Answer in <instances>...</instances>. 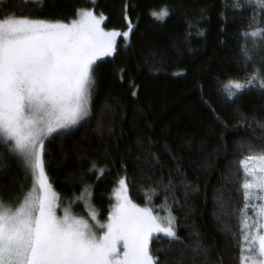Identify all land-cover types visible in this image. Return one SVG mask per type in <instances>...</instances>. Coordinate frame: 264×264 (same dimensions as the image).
Wrapping results in <instances>:
<instances>
[{
	"label": "trees",
	"instance_id": "obj_1",
	"mask_svg": "<svg viewBox=\"0 0 264 264\" xmlns=\"http://www.w3.org/2000/svg\"><path fill=\"white\" fill-rule=\"evenodd\" d=\"M84 8L105 15L108 29L131 31L93 66L90 116L45 139V171L60 201L88 192L107 218L125 179L133 202L154 212L164 205L177 218L183 243L162 237L151 245L165 264H241L240 161L264 151V91L256 83L229 98L228 90L261 68L264 43L254 48L242 36L264 27V19L253 23L259 10L235 0H0V18L70 21ZM164 8L168 16L153 15ZM31 179L0 144V201L25 194Z\"/></svg>",
	"mask_w": 264,
	"mask_h": 264
},
{
	"label": "snow or ice",
	"instance_id": "obj_2",
	"mask_svg": "<svg viewBox=\"0 0 264 264\" xmlns=\"http://www.w3.org/2000/svg\"><path fill=\"white\" fill-rule=\"evenodd\" d=\"M235 3L241 10L246 5L259 10L253 14L254 24L264 19V0ZM153 15L163 19L169 12L164 8ZM79 17L70 23L14 14L0 19V144L32 178V187L18 206L0 201V264H165L153 255L151 245L162 237L183 243L177 235V218L171 208L160 209L167 212L161 216L150 206L133 203L125 179L118 182L117 204L106 223L97 219L95 211L90 213L94 225L68 209L57 215L58 196L45 173V139L54 133L63 135L90 116L93 66L100 56L115 52L117 37L127 38L131 31L130 24L123 33L105 31L101 27L105 17L92 11L81 10ZM242 36L251 39L255 48L264 43V27ZM242 54L247 67L252 58L246 46ZM259 63L261 68L247 76L246 83L230 82L236 91L229 88V98L256 83L264 91V58ZM163 151L175 161L184 185L179 158L166 143ZM155 159L159 162V157ZM240 166L245 177L241 264H264V151L245 157ZM166 187H174L171 179ZM253 199L260 203L253 205L256 220L249 223ZM196 250L203 251L198 244Z\"/></svg>",
	"mask_w": 264,
	"mask_h": 264
},
{
	"label": "rangeland",
	"instance_id": "obj_3",
	"mask_svg": "<svg viewBox=\"0 0 264 264\" xmlns=\"http://www.w3.org/2000/svg\"><path fill=\"white\" fill-rule=\"evenodd\" d=\"M82 10H88V11H92L96 16H100V15H103V14H101V13H97V12H95V10L93 9V8H84V9H82ZM104 17H105V15H103ZM17 17H20V16H17ZM6 18H11V16L10 17H5V18H0V19H6ZM80 17H79V14L75 17V18H73L72 20H70V21H61V22H64V23H70L71 21H73V20H78ZM50 21V20H49ZM101 27L105 30V31H113V30H115V31H118V32H121V33H123V32H125V31H123V30H119V29H108L106 26H105V20H104V22L102 23V25H101ZM122 36V35H121ZM120 37V36H119ZM119 37H117V40H118V38ZM129 37V36H128ZM127 37V38H128ZM117 40H116V43H117ZM111 55V54H110ZM103 57H105V56H100L99 58H103ZM90 92H91V100H90V107H91V103H92V94H93V86H92V88H91V90H90ZM248 156H250V155H248ZM247 157V156H246ZM243 159H245V157L243 158ZM45 173H46V171H45ZM46 176H47V174H46ZM47 179H48V177H47ZM48 182L50 183V181H49V179H48ZM51 184V183H50ZM31 187H32V179H31V184H30V186H29V188H28V190L25 192V193H27L30 189H31ZM51 187H52V190L57 194V196H58V208H57V215H63V212H64V210L65 209H68L69 210V212L73 215V216H75V217H78V218H82V219H85V220H87L90 224H95V222L94 221H92L91 220V217H90V213L91 212H93V211H95L96 213H97V219L101 222V223H106L107 222V220H108V217H109V215H108V217L107 218H102L100 215H99V212H98V210L95 208V206L93 205V203H92V201H91V199L89 198V196H88V192H85V194H83V196L84 197H82V195L80 196V197H77L76 198V200L74 201V202H68V203H65V202H61L60 201V195H59V193L55 190V188L52 186V184H51ZM118 188H119V185L117 186V188H116V190L114 191V195H113V197H114V201H113V205H112V207H111V210H110V213L112 212V210H113V208L115 207V205L117 204V190H118ZM25 194H21V195H19L16 199H14V200H11V201H2L3 203H4V205L5 206H10V207H15V206H18V203L20 202V200H22L23 199V196H24ZM127 195H128V192H127ZM130 198V197H129ZM131 199V198H130ZM133 202V201H132ZM133 203H135V202H133ZM258 203H260V201H257V200H255V199H253V200H251V201H249V209H248V213H247V215H248V217H249V223H252L253 221H255L256 220V214H255V209H254V207H253V205H256V204H258ZM136 204V203H135ZM138 205V204H137ZM140 206V205H139ZM141 207H145V206H141ZM156 209H157V211H156V213L157 214H159V215H161V216H163L164 214H162L163 213V211H160V209H164V205H161L160 207H156ZM82 211V212H81ZM109 213V214H110Z\"/></svg>",
	"mask_w": 264,
	"mask_h": 264
}]
</instances>
